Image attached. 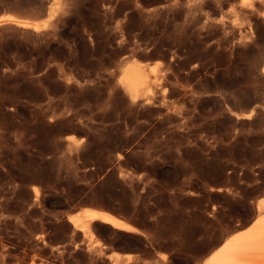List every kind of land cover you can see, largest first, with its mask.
<instances>
[{
	"label": "rangeland",
	"instance_id": "rangeland-1",
	"mask_svg": "<svg viewBox=\"0 0 264 264\" xmlns=\"http://www.w3.org/2000/svg\"><path fill=\"white\" fill-rule=\"evenodd\" d=\"M70 1L0 24V264H203L264 198V0ZM91 206L138 231L94 221L92 245L69 220Z\"/></svg>",
	"mask_w": 264,
	"mask_h": 264
},
{
	"label": "bare ground",
	"instance_id": "bare-ground-1",
	"mask_svg": "<svg viewBox=\"0 0 264 264\" xmlns=\"http://www.w3.org/2000/svg\"><path fill=\"white\" fill-rule=\"evenodd\" d=\"M69 2L72 1L54 0L49 6L41 5L40 9L31 15L0 14V24L11 23V25L15 24L26 29H36L35 31L39 28L44 29V27L53 24L60 9H65L64 6H68ZM120 81L132 100L140 97L142 91H147L146 99L150 100L153 81L149 79L142 62H133L127 66L120 76ZM250 110L241 113L242 116H249L253 109ZM34 193L37 195L38 190L34 189ZM69 220L74 229L80 230L83 237L88 238V241L94 246L101 245L100 239L92 229L94 221L108 223L115 229L123 231H138L131 222L100 207H84L76 214L69 216ZM109 256L119 260L122 257L130 259L133 254L114 251ZM203 264H264V198L258 201L257 214L251 223L241 229L238 228L225 240H222L221 244L203 259Z\"/></svg>",
	"mask_w": 264,
	"mask_h": 264
},
{
	"label": "snow or ice",
	"instance_id": "snow-or-ice-1",
	"mask_svg": "<svg viewBox=\"0 0 264 264\" xmlns=\"http://www.w3.org/2000/svg\"><path fill=\"white\" fill-rule=\"evenodd\" d=\"M245 2H247V0H245Z\"/></svg>",
	"mask_w": 264,
	"mask_h": 264
}]
</instances>
